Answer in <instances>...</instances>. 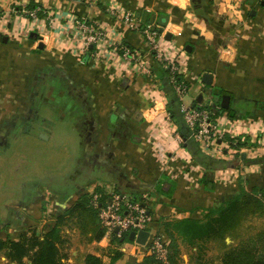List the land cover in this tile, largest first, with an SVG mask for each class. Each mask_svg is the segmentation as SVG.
Returning a JSON list of instances; mask_svg holds the SVG:
<instances>
[{
	"label": "crops",
	"instance_id": "obj_1",
	"mask_svg": "<svg viewBox=\"0 0 264 264\" xmlns=\"http://www.w3.org/2000/svg\"><path fill=\"white\" fill-rule=\"evenodd\" d=\"M37 7L36 19L24 12ZM159 20L160 51L186 82L182 98L146 41ZM77 21L101 33L87 51ZM123 44L142 53L149 74L127 68ZM219 90L231 97L226 137L248 139L237 152L205 151L180 113L181 104H221ZM254 187L264 188V0H0L1 239L43 237L82 195L116 191L144 197L148 230L169 245L167 223L204 218ZM77 236L65 264L89 254L112 264L116 250L114 264L146 257L130 241ZM177 249L178 264H220L224 253L181 238ZM0 264L17 263L3 251Z\"/></svg>",
	"mask_w": 264,
	"mask_h": 264
},
{
	"label": "trees",
	"instance_id": "obj_2",
	"mask_svg": "<svg viewBox=\"0 0 264 264\" xmlns=\"http://www.w3.org/2000/svg\"><path fill=\"white\" fill-rule=\"evenodd\" d=\"M43 11L40 12L42 16ZM162 32L166 20H159ZM169 72V70H168ZM170 75V72H169ZM183 81L182 78H180ZM186 86V82L183 81ZM225 93L219 90L216 93L219 98ZM211 106L215 110L213 120L218 119L224 112L229 114L231 110L221 107L220 101ZM227 142L231 146L240 147L242 143L228 137ZM101 194L98 204L95 203L94 194H84L79 197L72 207L57 216L55 226L47 231L43 237L36 234L22 235L20 241H11L0 238V253L6 252L9 262L26 264L28 258L31 264H65L68 254L66 248L70 245L71 232L77 231L86 243L100 241L105 236V228L99 221V211L109 201V195ZM133 203H139L148 207L144 197L135 195L131 197ZM264 217V188L254 187L252 191H241L229 198L218 208L209 209L204 218H184L171 221L166 224L167 235L170 239L168 261L163 262L154 256L147 255L142 263L138 264H178L180 253L177 249L179 238L194 245H206L218 243L224 247L220 264H264V224L255 225V218ZM130 233H125L122 238L113 235V242L123 244L130 241ZM230 237L232 242L227 243ZM122 253L114 251L113 263ZM85 264H104L98 256L89 254Z\"/></svg>",
	"mask_w": 264,
	"mask_h": 264
},
{
	"label": "built area",
	"instance_id": "obj_3",
	"mask_svg": "<svg viewBox=\"0 0 264 264\" xmlns=\"http://www.w3.org/2000/svg\"><path fill=\"white\" fill-rule=\"evenodd\" d=\"M41 11L42 9L37 7L24 12L36 19L40 16ZM95 31L96 29L93 25H89L87 22L77 21V34L82 36V51L89 50L91 43L98 40V36L101 33L98 32L95 34ZM144 31L149 48L155 53L156 59L165 63V68L170 72L171 81L182 98L187 92V87L183 85L184 79L181 76V67L176 61H169L167 56L160 51L164 40L163 32H159L152 26L147 27ZM121 49L122 58L126 62L127 68L134 65L141 72L145 74L150 73V68L146 65L141 52L125 44L122 45ZM208 105L209 107H192L181 104L180 113L187 125L193 129V132L205 151L213 154L226 150L237 152L238 150L233 149L226 140V134L229 133L227 124L228 115L224 114L218 119L213 120L212 115L215 113V110L211 106H214L215 103L212 101ZM244 141L245 137H242L237 140V143ZM100 197L101 194H94L96 204H98ZM109 197V201L104 206H101L99 211V221L105 228V234L107 236L115 235L118 238H122L125 233H131L133 231L138 233L143 230H148L152 222V217L146 207L139 203H133L131 197L121 192L112 191ZM117 228L118 231H116ZM130 242L135 245L138 254L142 256L151 255L163 262L168 261L169 245L167 237L164 234L150 233L145 244H139L136 241Z\"/></svg>",
	"mask_w": 264,
	"mask_h": 264
},
{
	"label": "water",
	"instance_id": "obj_4",
	"mask_svg": "<svg viewBox=\"0 0 264 264\" xmlns=\"http://www.w3.org/2000/svg\"><path fill=\"white\" fill-rule=\"evenodd\" d=\"M166 37L168 39H170L171 34H167ZM204 81L207 83H211V76L209 74H206ZM230 100H231V97L229 95H227V94L223 95L221 107L228 109L230 107ZM214 106H216V104ZM116 231H118V228L116 229ZM149 235H150L149 230H143V231H140L138 233L133 231L130 233L129 239H130V241H136L139 244H145Z\"/></svg>",
	"mask_w": 264,
	"mask_h": 264
},
{
	"label": "rangeland",
	"instance_id": "obj_5",
	"mask_svg": "<svg viewBox=\"0 0 264 264\" xmlns=\"http://www.w3.org/2000/svg\"><path fill=\"white\" fill-rule=\"evenodd\" d=\"M184 79V78H183ZM185 80V79H184ZM218 101H219V99H218ZM209 103H205L204 104V106L205 107H209V105H208ZM221 105V104H220ZM246 140H248L246 137H245V141ZM253 222H254V224L255 225H261V224H264V222H262V220H253ZM77 235H79V233L78 232H72V236L73 237H71V238H73V245L74 246H77V245H79V238H78V236Z\"/></svg>",
	"mask_w": 264,
	"mask_h": 264
}]
</instances>
